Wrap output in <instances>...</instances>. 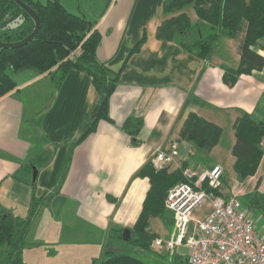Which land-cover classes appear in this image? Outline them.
<instances>
[{"label":"crops","instance_id":"obj_1","mask_svg":"<svg viewBox=\"0 0 264 264\" xmlns=\"http://www.w3.org/2000/svg\"><path fill=\"white\" fill-rule=\"evenodd\" d=\"M163 1L112 0L105 9L107 0H97L98 14L93 16L101 36L97 59L114 70L124 65L109 98L111 121L100 120L95 131L77 145L74 143L88 126L86 116L97 103L90 76L71 69L55 85L52 75L38 74L32 68L12 73L16 88L0 98V208L14 217H25L31 189L12 175L23 166L35 168L36 178L32 181L31 173V181L39 197L58 186L70 152L69 167L58 193L40 206L26 235L24 264L30 263L27 259L35 256L34 250L46 258L60 257L55 264H98L106 250L119 247L111 231L130 230L138 219L150 184L148 178L134 175L157 148L177 144V156L167 167L168 172L182 164L195 171L221 166L219 162L198 160L193 146L180 139V129L189 114L222 130L219 143L206 158L220 148L225 129L231 156L233 125L243 114L264 123V66L241 74L233 84L225 71L239 66L242 36L220 37L211 56L201 60L175 42L155 38L157 27L172 16L163 14ZM182 11L189 13L192 24L196 23L192 6ZM143 35L146 39L138 51L130 53ZM252 50L264 57V36ZM128 117L143 120V128L135 138L137 145L121 129ZM260 147L264 151V137ZM246 181L253 183V188L258 185L257 190L264 193V152L256 173ZM157 218H151L148 225L154 238L160 237L151 224ZM166 224L163 237L170 232L171 216ZM258 231L264 234V225ZM171 254L168 262L188 264V255L175 250ZM148 259L151 263L159 261L153 256Z\"/></svg>","mask_w":264,"mask_h":264},{"label":"trees","instance_id":"obj_2","mask_svg":"<svg viewBox=\"0 0 264 264\" xmlns=\"http://www.w3.org/2000/svg\"><path fill=\"white\" fill-rule=\"evenodd\" d=\"M39 16L41 25L35 37L25 46L16 49H0V98L16 88L12 75L24 68H32L38 74L52 75L55 85H59L71 69L85 72L97 94L94 109L87 114L88 126L74 145L79 144L88 134L94 132L100 120L111 121L108 116L109 98L119 82L123 65L114 70L100 62L96 50L101 36L95 29V22L88 27V20L69 12L58 0H22ZM112 0H107L105 9ZM192 6L197 21L192 24L182 10ZM104 9V10H105ZM103 10V12H104ZM164 15H172L157 27L155 38L175 42L183 51L201 60H207L219 38L222 36L239 39L240 63L237 69H226L230 74L228 82L233 84L241 74H250L264 66V57L252 50L264 36V0H164ZM103 14V13H102ZM32 19L12 0H0V42L12 43L27 37L33 30ZM145 35L133 47L130 53L138 51L145 41ZM77 52L72 58L70 54ZM232 75V76H231ZM143 128L140 117H128L121 125L122 131L131 138L132 144ZM235 141L231 148V156L235 159L234 170L240 181L254 176L263 150L260 147L264 137V123L247 115L240 116L233 125ZM222 130L196 114H189L179 132L180 139L189 142L197 152H210L218 143ZM72 145V147L74 146ZM72 147L70 151L72 150ZM70 152L64 160L58 186L35 195V182L31 181V167L19 168L12 178L27 183L31 189V200L27 215L14 217L0 208V264H24L22 252L25 238L40 208L58 193V188L67 172ZM181 168L168 172L167 167L155 170L150 161L145 163L135 177H146L149 190L143 202L141 213L130 228L128 241H123V229H113L111 237L120 242L105 251L98 264H172V252L160 253L152 251L151 242L155 235L148 232L151 218L166 215L165 196L170 188L185 181ZM206 189V186H205ZM220 195L219 192H216ZM242 205L254 215L264 216V193L257 189L239 198ZM155 257L157 262L151 263L148 257ZM93 264H97L93 261Z\"/></svg>","mask_w":264,"mask_h":264},{"label":"built area","instance_id":"obj_3","mask_svg":"<svg viewBox=\"0 0 264 264\" xmlns=\"http://www.w3.org/2000/svg\"><path fill=\"white\" fill-rule=\"evenodd\" d=\"M176 156L177 144L172 142L166 148L155 149L150 163L155 170H162ZM182 175L185 181L170 188L164 200L172 219L170 232L154 238L151 250L173 252L177 247H186L188 264H264V234L258 231L253 213L237 196L216 194L224 176L222 167L212 165L199 171L186 168ZM206 201L210 210L195 219L194 211Z\"/></svg>","mask_w":264,"mask_h":264},{"label":"rangeland","instance_id":"obj_4","mask_svg":"<svg viewBox=\"0 0 264 264\" xmlns=\"http://www.w3.org/2000/svg\"><path fill=\"white\" fill-rule=\"evenodd\" d=\"M41 3H46L47 0H38ZM68 11H70L73 14L82 15L84 16L88 22H93V16H97V9L99 5L97 6V0H58ZM101 6V5H100ZM80 7V11H78ZM190 9V8H189ZM189 14V13H187ZM192 15V13H191ZM10 75H12V72L8 71ZM224 136H222V140L220 142V148H216L212 154L208 155V158H206L207 153L205 152H195V156L198 157V160L201 159L203 162H219V164L222 166V169L224 170V176L222 178V184L220 187V191L224 194L225 192H228L230 195H235L239 198L242 196L253 192L255 189L258 188V185H256V188H253V183L251 182H243L240 181V179L237 177V174L234 170V159L230 156V153L227 151V147L229 146V136H228V130L225 129ZM219 143V142H218ZM217 143V144H218ZM216 144V145H217ZM215 145V146H216ZM249 178V177H248ZM243 182V183H241ZM240 183V184H239ZM210 208L209 202L202 203L197 209L194 211L193 216L198 219L201 218L202 215L208 212ZM254 215V214H253ZM254 218L256 220V227L259 229L262 225H264V216L262 215H254ZM170 221V215H165L164 217H160L157 219H154L151 221V224L157 231L160 233V237H163L165 233H162V231H165L168 228L167 222ZM154 228L151 227V230L154 231ZM130 237V236H129ZM122 247V246H121ZM120 248H115V250H118ZM175 251L179 254H182L184 256H187L189 253V250L186 247H177ZM62 252V251H60ZM34 257H30L27 259L29 264H55L57 259H61L60 257H52L49 256V258H46L47 256H44L43 253H39V251L34 250L32 251ZM31 254V256H33ZM151 259V258H150ZM148 259V260H150ZM152 260H150L151 262Z\"/></svg>","mask_w":264,"mask_h":264},{"label":"water","instance_id":"obj_5","mask_svg":"<svg viewBox=\"0 0 264 264\" xmlns=\"http://www.w3.org/2000/svg\"><path fill=\"white\" fill-rule=\"evenodd\" d=\"M14 2V4L21 9L23 12H25L33 21L34 23V28L32 30V32L25 37L24 39L20 40V41H16V42H12V43H4V42H0V49H16V48H20L22 46L27 45L37 34L40 25H41V21L39 16L37 15V13L31 8L29 7L27 4H25L22 0H12ZM91 26V22H88V27ZM33 172H32V181H35L36 178V169L32 168ZM130 236V230L129 229H124L123 233H122V239L123 241H128Z\"/></svg>","mask_w":264,"mask_h":264}]
</instances>
